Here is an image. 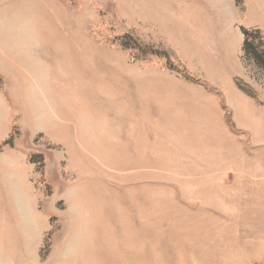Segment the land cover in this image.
Masks as SVG:
<instances>
[{"label": "crops", "instance_id": "1", "mask_svg": "<svg viewBox=\"0 0 264 264\" xmlns=\"http://www.w3.org/2000/svg\"><path fill=\"white\" fill-rule=\"evenodd\" d=\"M143 3L141 19L167 31L171 28L175 33L182 27L189 34V29L199 27L196 33L202 35L208 27L209 39L199 38L196 47L211 59L212 65L214 60L215 66L219 64L235 123L250 136L246 149L243 142H239L242 146L229 155L241 161L235 163V172L227 176L240 190V195L232 198L244 204L240 217L246 220L250 232L253 228L250 218L264 217V108L251 103L231 77V71L238 69L233 60L244 44L239 20H232V16L238 18L240 12L228 0ZM60 13L62 17L72 14L77 21L70 3L65 0H0V77L5 84L0 89V264H187L185 259H180V254L175 258L167 255L170 252L165 250L163 238L149 237L153 232L149 233L147 227H131L133 222H128L126 229L117 230L111 221L116 217L114 212L95 210L94 195L99 192L96 177L78 180L73 174L69 179L63 178L65 156L67 160L74 156L92 173L100 169L162 168L158 166L162 157L147 160V155L159 154L163 135L158 133L157 125L152 124L157 123L154 117L157 115H152L149 108L142 113V100L149 95L157 100L165 74L158 68L133 67L130 63H123V68L117 69L109 65L105 70L114 75V83L119 73L117 78L124 85L120 90L113 87L112 80L104 79L105 74L100 72L103 70L93 68L114 94L120 90L126 98L122 115L125 126L116 131L115 120H101L99 116L85 120L80 115L84 89L89 84L84 70L67 67L68 45L62 36H45L40 31L50 25V21L51 25H62L64 19L67 24L70 18H61ZM173 43L181 48L177 40ZM111 58L114 61V56ZM108 91L107 96L111 97ZM17 125L22 137L15 140L13 147L5 146ZM40 135L47 143L65 149L57 161V172L51 170L53 162L46 150L31 146ZM31 151L49 158L46 177L55 190L50 197L37 183L36 165L28 160ZM148 163L158 165L148 166ZM70 190L76 199H67ZM95 198L97 201V195ZM59 201L64 202L65 209L57 207ZM235 215L239 216L233 214L230 218ZM121 218L146 219L147 216L130 213ZM55 228L50 253L43 259L45 241ZM124 238L128 239L123 245ZM120 244L125 250L122 254L117 250ZM224 262L227 263V258Z\"/></svg>", "mask_w": 264, "mask_h": 264}, {"label": "rangeland", "instance_id": "2", "mask_svg": "<svg viewBox=\"0 0 264 264\" xmlns=\"http://www.w3.org/2000/svg\"><path fill=\"white\" fill-rule=\"evenodd\" d=\"M65 1L70 3L77 21L71 17L72 14L70 17H62L60 13L61 18H70L67 24L64 19L62 25H51L50 21L51 24L46 26L48 30L42 27L40 31L45 36H62L68 45L67 67L84 70L89 84L84 89L85 97L80 115L85 120L92 116H99L106 121L115 120L116 131L123 130L125 126L122 115L126 98L120 93L124 85L117 78L118 72L115 77L117 81L114 83V75L105 70L107 66H115L117 69L130 63L133 67L158 68L164 72L165 77L157 100L150 95L145 97L148 100H142V113L149 108L152 115H157L154 116L158 119L157 123L152 124L157 125L158 133L163 135V144L157 151L159 154L147 155V160L162 157V163H148V166L158 165L161 169H100L92 173L86 171L83 162L76 160L74 156L68 157V160L65 156L61 170L63 178L69 179L74 175L78 180L96 177L99 181V192L94 195V209L101 213L114 212L116 217L111 221L117 230L126 229L128 222H133L131 227H147L149 233L153 232L149 237L159 240L163 238L164 248L170 252L167 255L172 258L180 254V259H185L187 264H264V217L256 215L250 218L253 228L249 232V226L245 225L246 220L240 217L244 204L232 198L236 194L240 195V190L233 179H227V176L235 172V163L241 161L229 155L235 154V149L242 146L239 142H243L246 149L250 144V136L235 123L234 110L223 89L219 64L215 66L214 60L212 65L211 59L205 57V53L196 47L199 38L209 39L208 27L204 29L205 33L199 35L200 33H196L199 27L189 29V34L182 27L177 28L175 33L169 28V33L165 28L147 23L141 19L140 7L143 2L151 3L154 0ZM228 1L233 2L235 9L240 12L238 18L232 16V20H239L240 29L260 28L264 34V0H243L242 12L235 0ZM174 2L179 4V0ZM226 7L229 8L228 3ZM227 12L233 14L232 11ZM212 18H215L214 14ZM234 33L237 34V31ZM129 34L135 36L142 45L168 50L172 66L185 71L192 80L187 81L179 73L170 70L167 55L146 56L144 51L125 49L116 42ZM174 40L180 43L181 48L174 46L178 45L173 43ZM224 42L223 37L222 44ZM131 45L135 47L133 43ZM137 56H141V59L137 60ZM233 61L238 66L237 70L231 71L233 83L237 87L238 81L243 88L251 89L255 99L237 87L257 108H264V67L246 59L243 48ZM93 68L103 70L100 72L105 74L104 79L112 80L113 87L120 90H116L114 94L111 86L102 82ZM108 89L111 97L107 96ZM118 93L121 95H117ZM128 102L132 101L126 103ZM17 132L15 140L22 137L18 125ZM31 146L46 150L47 156L53 162L51 170L58 171L57 161L64 148L47 143L42 135ZM149 151L153 154L152 150ZM46 157L44 156L45 175L37 173V183L45 193L47 184L51 188L52 196L55 190L46 177L49 160ZM68 166L69 169L65 168ZM69 198L76 199L71 190L67 193V199ZM78 199L75 201L76 205ZM57 207L65 209L64 202L59 201ZM130 213L147 218H121ZM233 214L239 216L230 218ZM53 231L50 244L56 228ZM127 239L121 240V244L124 245ZM121 244L117 250L122 254L125 250ZM225 249L227 255L224 254ZM49 253L50 250L48 255ZM225 258L227 263L224 262Z\"/></svg>", "mask_w": 264, "mask_h": 264}, {"label": "trees", "instance_id": "3", "mask_svg": "<svg viewBox=\"0 0 264 264\" xmlns=\"http://www.w3.org/2000/svg\"><path fill=\"white\" fill-rule=\"evenodd\" d=\"M235 2L237 3V5L241 8V12L242 10L244 11V8L242 7L243 5V0H235ZM242 34L244 36V44H243V53H244V57L247 59H251L252 61H254L255 63H257L258 65L264 67V34L261 31L260 28H250V29H246V28H242L241 29ZM116 42H118L122 47H124L125 49H137L139 52L140 51H144L143 54H145L146 56L148 55H155V56H161V55H167L169 58V62L167 63L170 66V70H174L175 72L179 73L180 75H182L187 81L188 80H192L187 74H185V71L181 70L180 68H176L174 66H172L171 61H170V57H169V51L168 50H162V49H154L152 47L149 46H145L142 45L139 40L133 36L132 34H129L125 37L119 38L116 40ZM131 43L134 44L135 47H133L131 45ZM137 60L141 59V56H137L135 57ZM197 83H199L197 81ZM237 83V87L242 90L244 93H246L247 95L251 96L253 99H255L254 95H253V91L249 88H243L241 86V84L238 83V81H236ZM3 88V80L0 77V89L2 90ZM229 119V118H228ZM17 126H15V128L13 129V132L11 134V137L9 138V140H7V142L4 144L5 146H10L13 147L14 145V140H15V135L17 134ZM28 160L31 164L36 165V171L37 173H39L41 176H44V169H45V165H46V159L44 158L43 155L32 152L29 154ZM44 183V182H43ZM46 195L50 196L51 195V188L46 184ZM54 231H52L47 240H46V244H45V248L42 251V258L45 259L48 255V252L50 250V238L52 236Z\"/></svg>", "mask_w": 264, "mask_h": 264}]
</instances>
